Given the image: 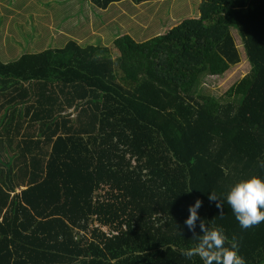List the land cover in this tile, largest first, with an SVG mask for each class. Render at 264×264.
<instances>
[{"label":"trees","instance_id":"1","mask_svg":"<svg viewBox=\"0 0 264 264\" xmlns=\"http://www.w3.org/2000/svg\"><path fill=\"white\" fill-rule=\"evenodd\" d=\"M26 2L0 0V264H87L93 194L123 184L114 145L132 143L102 137L103 94L167 147L246 264L263 261L264 223L242 229L226 195L264 180V0H34L37 19L17 29ZM241 58L246 72L227 78Z\"/></svg>","mask_w":264,"mask_h":264},{"label":"rangeland","instance_id":"2","mask_svg":"<svg viewBox=\"0 0 264 264\" xmlns=\"http://www.w3.org/2000/svg\"><path fill=\"white\" fill-rule=\"evenodd\" d=\"M34 0H31V3L26 2L24 7L19 10V13L17 14L18 17L17 22L19 23L18 26L15 28H22V26L25 24L24 21L32 20L35 21L37 18H35V5L33 4ZM30 4V5H29ZM1 6V5H0ZM191 6V5H190ZM170 8V7H169ZM23 9V10H22ZM174 9V8H173ZM2 7H0V12H2ZM55 9V14L57 20L63 19V13H59ZM15 12V11H14ZM160 12L159 4L155 5L153 8L149 9L147 12L142 14H137L135 12L132 14V16L137 14L138 19H142L146 16H150L152 14H158ZM177 15V18H182L185 16V11H180ZM2 12L0 15V24H2L5 21V18L3 16ZM194 13V10H191L189 7L187 9V14ZM20 20L21 22H19ZM133 21V20H132ZM44 23V22H43ZM121 30L122 32L126 31V28L128 24H126L123 20L120 22ZM106 28L107 25H102ZM8 26L5 27L7 29ZM13 28V29H15ZM37 29H39L36 26ZM45 34V33H44ZM47 42L49 38L46 36ZM98 41V36L95 39ZM42 40L40 41L39 45H42ZM100 43H103L99 40ZM109 41L107 42V44ZM36 50H39V48H35ZM29 53V52H28ZM246 72V68L244 67V60L241 58L238 62L234 63L232 69L230 70L227 78H234V77H240ZM226 80V79H225ZM107 96H109L107 94ZM104 94L101 98L102 103V109L105 111V113L102 115V121L106 117L107 120H109L108 126L105 127V132L102 137L104 139H113L114 137H121L117 139L115 142L120 143L123 139L132 141L131 149H125V152L127 155L124 156L125 160H123V163L126 165V169L122 173H119L117 171H113L118 183H123V180L133 178V183L138 184V188H130L126 189V184H116L114 187H116V193L109 194L106 193L103 190V187L101 184L99 185V191L98 196H96V199L94 201L93 205V214L98 217V219H105V216L110 215L111 213H107L106 211H110L112 209L113 204V198L112 197H118L117 204H120L122 200L120 199H126L133 197V195H136L140 193L144 186H148L151 184V182L147 181L145 177H149V175H154L155 178L152 179L154 183H152V191H154V200L152 202H159V209H161L159 214H150L155 215L156 218L160 215H163L165 217H168L170 219H175L173 221V226L169 228L168 231H165V236L167 239V242L172 245L173 251L172 253L166 254L163 253L161 250H156L155 255L156 259H149L144 260L145 257L150 255L149 252H146L144 248H139L136 245H148L151 247V240L149 239V235L151 232H148V227L141 228L142 225L135 224L131 226L132 229L127 228H118L117 226L111 227L108 224H102L97 230L99 231L98 236V242L94 244L93 246H90L91 250L98 254L97 256L102 257L99 258L102 261L105 262V264H199V260L196 261L198 258L193 257L192 259L185 258L181 252L183 249H187L192 247L191 239L187 234H184L183 236L180 235V229L181 227L176 222V219L180 217L187 218L188 216V206L192 205L196 198L192 195L191 191L188 189L186 181L183 179L182 175L185 173L183 172L182 168L179 166H174L173 170H168L169 168L165 165V159L167 158V154L169 153V150L167 147L162 145L160 142L157 141V139L154 137L153 132L149 127H147L144 123L138 124L136 123V119L133 117V115L130 113V111L121 103L119 105H123V108H120L116 106L115 104H112L111 101H108V97ZM124 116V117H123ZM110 124V125H109ZM102 159L103 156H100ZM162 164L165 169L166 177L168 178V185L162 186L165 189L166 197L162 198L160 195V192L158 191L159 188H161V183H159L156 179L157 174V168L159 165ZM144 170V171H143ZM100 172V171H99ZM140 181L135 182V178H141ZM104 177V176H99ZM104 186H110L109 184H106ZM102 190V191H101ZM158 193V194H157ZM160 194V195H159ZM101 196H108V198H102ZM174 201V202H170ZM165 202H167L166 209H165ZM205 203H203L202 207L198 210L199 216L204 219V222L211 228L216 227L215 225H210L208 221L206 220L205 211H207L206 206H204ZM100 205V206H98ZM136 207H138V203H135ZM98 210L97 213L95 211ZM167 210V211H166ZM142 212H146L144 209L136 214L139 215ZM126 220V218H125ZM145 225L147 226L148 220L147 215L145 216L144 220ZM153 225L155 224L153 220ZM199 221H197V234H200V229L198 227ZM180 226V225H179ZM135 232L142 235V240L140 239L139 234L136 236L135 241ZM176 237V238H175ZM175 238V239H174ZM92 242V241H91ZM88 243L90 245V236L88 238ZM93 248L96 249V251L93 250ZM158 260L157 262H155ZM196 261V262H195ZM195 262V263H194ZM257 264H264V260L261 262H258Z\"/></svg>","mask_w":264,"mask_h":264},{"label":"clouds","instance_id":"3","mask_svg":"<svg viewBox=\"0 0 264 264\" xmlns=\"http://www.w3.org/2000/svg\"><path fill=\"white\" fill-rule=\"evenodd\" d=\"M259 167L264 169V161L259 162ZM210 202H215L219 215L223 217L224 203L215 192L208 195ZM227 204L230 206L239 226L247 230L264 223V180L258 176L237 182L226 195ZM203 202L197 198L188 206V216L184 225L192 232L197 243L183 249L181 254L192 259L198 257L202 264H246L244 257L239 255V238L234 234L231 239L225 235L222 227H209L199 216L198 210ZM197 221H199L200 234H197ZM178 229H179V225ZM181 235L182 232L180 231Z\"/></svg>","mask_w":264,"mask_h":264},{"label":"crops","instance_id":"4","mask_svg":"<svg viewBox=\"0 0 264 264\" xmlns=\"http://www.w3.org/2000/svg\"><path fill=\"white\" fill-rule=\"evenodd\" d=\"M25 49H23L22 51L20 50H15V51H20L18 52L15 56L19 55L21 52H23ZM25 53V52H24ZM121 105V104H120ZM101 108H102V103H101ZM123 108V107H120ZM110 125V124H109ZM117 137H114V139H116ZM132 143H130V145H128V147L126 148H119L117 145H114L116 150L122 154V153H126L125 149H131ZM127 146V145H126ZM127 154V153H126ZM165 167L160 164L159 167L157 168V174H156V179L158 180L159 183H161V188L158 189V191L160 192V196L162 198L166 197V192L165 189L162 186H167L168 185V178L166 177L165 174ZM167 170V169H166ZM144 171V170H143ZM168 171V170H167ZM144 178V176H143ZM145 179H147L149 182H151L150 185L148 186H144L142 191L136 195H133V197L130 198H126V199H120L122 200L120 204H117V199L118 197H112L113 198V207L110 211H106L107 213H111L110 215L105 216V219H98L97 216H95L93 214V207H92V214H91V218L88 224V229H86V233L88 234V236H90V244L93 246L94 244H96L98 242V228L102 225V224H108L111 227L117 226L118 228H127V229H132L131 226L135 225V224H141L142 227L141 228H145L148 227V232H151L149 235V239L151 240V247L148 245H145V243H143V245H136L135 243V247L138 246L139 248H144L146 250V252H149L150 255H148L147 257H145L144 260H149V259H156V255H155V251L161 250L163 251V253L169 254L172 253L173 251V247L171 244H169L167 242L166 236H165V231H168L170 227L173 226V221L168 217H165L163 215H160L159 217L156 218L155 215H150V214H159L156 212H159L161 209H159V202H152L155 198L154 196V191H152V183H154V181L152 180L153 178L151 177H145ZM184 179V178H183ZM133 178L130 179H126L123 180V183H127L126 185V189H130V188H138V184L133 183ZM141 179L138 180V178H135V182L140 181ZM155 184V183H154ZM158 194V193H157ZM96 196H98V192L96 194H93V205L94 201L96 199ZM102 198H106L101 196ZM108 198V197H107ZM116 202V203H115ZM171 202V201H170ZM135 203H138V207L139 209L136 207ZM166 205L167 202H165V209H166ZM100 206V205H98ZM145 210L146 212H142L141 214L137 215L138 211H142ZM167 211V210H166ZM98 210L95 211V213H97ZM147 215V226L145 225V222L143 221L145 216ZM205 217V216H204ZM111 218L110 220H107ZM126 218V220H125ZM186 218L184 217H180L176 219V222L180 225L181 229L180 231L182 232V235L180 233L181 236H183L184 234H187L190 239H191V243L194 246L195 243H197L196 239H194L192 236V232H190L187 227L184 225V221ZM153 220L155 222V224L153 225ZM137 232H135V241H136V236H137ZM140 239L142 240V235L139 234ZM176 238V237H175ZM174 238V239H175ZM92 241V242H91ZM94 247V246H93ZM94 251H96L95 248H93ZM98 254H96L95 252H93L90 249V256L88 258L87 264H105L104 261H102L97 256ZM99 257V258H98ZM198 258V257H197ZM199 260V264H202V261L198 258L196 261ZM158 260H156L155 262H157ZM195 261V262H196ZM194 262V263H195Z\"/></svg>","mask_w":264,"mask_h":264}]
</instances>
